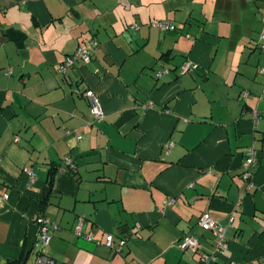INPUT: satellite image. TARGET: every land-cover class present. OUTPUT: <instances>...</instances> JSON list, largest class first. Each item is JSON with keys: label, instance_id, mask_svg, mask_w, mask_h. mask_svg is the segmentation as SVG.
<instances>
[{"label": "crops", "instance_id": "obj_1", "mask_svg": "<svg viewBox=\"0 0 264 264\" xmlns=\"http://www.w3.org/2000/svg\"><path fill=\"white\" fill-rule=\"evenodd\" d=\"M196 2L0 0V264L23 257L38 214L57 225L47 247L55 264H264V8ZM8 29L23 33L21 46ZM90 39V61L57 72ZM185 62L196 68L180 74ZM66 156L74 172L50 183V165ZM205 211L227 243L209 263L201 256L213 233L197 224ZM108 234L127 238L121 252L103 244ZM189 234L197 248L182 250Z\"/></svg>", "mask_w": 264, "mask_h": 264}, {"label": "built area", "instance_id": "obj_2", "mask_svg": "<svg viewBox=\"0 0 264 264\" xmlns=\"http://www.w3.org/2000/svg\"><path fill=\"white\" fill-rule=\"evenodd\" d=\"M152 26L158 27L161 30H174L175 26L171 24L169 21H157L155 23H151ZM98 42L95 39H90L85 46H77L73 53L65 55L62 61L58 64L56 70L59 73H66V71L72 67L74 61L76 59H80L82 62L87 63L90 61L91 51L96 48ZM259 49L264 52V26L260 33V43ZM196 68L195 64L185 62L179 67V73L183 74L185 72L191 71ZM264 69H261L263 72ZM9 71L6 72L8 74ZM158 76L160 73L157 74ZM246 92L242 93V96H245ZM84 96L87 98L91 110V114L94 121H101L104 117V113L102 111L101 105L98 101L97 96L93 92L92 89H87L84 92ZM151 106V103H148ZM146 104L142 105V108H145ZM256 115V113H255ZM169 145H165L168 147ZM256 149L254 145H250L246 147L244 151V159L242 163V171H241V178L244 181L245 189L249 191L254 187V183L252 181V170L251 168L254 166L256 161ZM64 167L58 169V172L64 173L67 168H71L72 162L69 156L63 158ZM29 177L32 178V172L28 171ZM4 197H7L5 194ZM174 201L173 197L166 199L163 203L165 205H170ZM82 222L83 218L78 217L75 227H74V234L76 236H81L82 231ZM34 223L38 226L37 232V239L41 240L43 247L39 248L36 252L35 263L34 264H55V261L49 256L46 249L43 248L46 246L50 239V234L48 233V229H56L57 225L54 221L50 219H46L44 217H37L34 219ZM198 226L204 231H211L213 233V240H212V250L206 253H203L201 256V262L209 263L219 260L220 258L224 257V252L227 249L226 237H225V228L219 222L214 219L207 211L200 214L197 220ZM86 240L92 241V237L90 234H85L83 236ZM126 237H117L115 238L112 234L106 235L103 244L111 249L114 252H121L123 246L126 243ZM36 243V242H35ZM95 243L100 244L99 241H95ZM198 242L197 239L192 235L184 236L180 243L179 247L182 250L191 249L195 250L197 248ZM226 264H243L240 262H236L233 260L226 261Z\"/></svg>", "mask_w": 264, "mask_h": 264}, {"label": "rangeland", "instance_id": "obj_3", "mask_svg": "<svg viewBox=\"0 0 264 264\" xmlns=\"http://www.w3.org/2000/svg\"><path fill=\"white\" fill-rule=\"evenodd\" d=\"M205 1L206 0H198V2H196V5L202 6V4H203L205 6V8H206L207 7L206 5L209 3V1L207 2V4H206ZM215 1L221 2L223 0H215ZM228 1L230 2L231 6H233V7L234 6H238V7L246 6L247 3H250L248 6L252 5L254 8H256L258 6V9L264 8V0H228ZM241 1H243L244 4L241 3ZM248 12L249 11L247 10V12H246V16L247 17L250 16ZM237 16L241 17L240 14L237 15ZM232 21H233V18L230 17L229 23H232ZM52 228H53V226H51V229H48V233H50L52 230L54 231V230L57 229V228L56 229H52ZM48 243H49V241H48ZM48 243L43 248L44 250L46 249V251H47ZM41 247H43L41 240L36 241V243L34 244L32 250L30 252L29 259H28V264H34L35 263L36 252Z\"/></svg>", "mask_w": 264, "mask_h": 264}, {"label": "trees", "instance_id": "obj_4", "mask_svg": "<svg viewBox=\"0 0 264 264\" xmlns=\"http://www.w3.org/2000/svg\"><path fill=\"white\" fill-rule=\"evenodd\" d=\"M174 31V30H172ZM6 36L8 39H12L16 42V44L18 46H21L22 45V42H23V39H24V35L23 33H21L20 31L18 30H14V29H8L6 31ZM72 162V167L71 168H67L64 172L66 173H73L74 170H75V164L74 162L71 160ZM61 167H58L57 165H50V168L48 170V174H49V182L51 183L53 178H54V175L56 173V171H58V169H60ZM46 204V198L44 197L42 200H41V208L44 207V205ZM37 217H42V214H38L36 216ZM24 261L23 258H19V259H16V260H12V261H9L8 264H24Z\"/></svg>", "mask_w": 264, "mask_h": 264}, {"label": "water", "instance_id": "obj_5", "mask_svg": "<svg viewBox=\"0 0 264 264\" xmlns=\"http://www.w3.org/2000/svg\"><path fill=\"white\" fill-rule=\"evenodd\" d=\"M37 232H38V226L36 224L29 225V228L27 230V235H26L25 247L23 250V257H22L23 260L25 259L27 254L31 252L36 242Z\"/></svg>", "mask_w": 264, "mask_h": 264}]
</instances>
